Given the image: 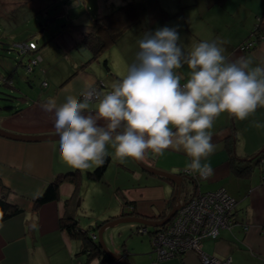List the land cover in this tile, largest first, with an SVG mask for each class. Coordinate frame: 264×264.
Segmentation results:
<instances>
[{"label": "crops", "instance_id": "crops-1", "mask_svg": "<svg viewBox=\"0 0 264 264\" xmlns=\"http://www.w3.org/2000/svg\"><path fill=\"white\" fill-rule=\"evenodd\" d=\"M1 1L4 4L10 2ZM21 1L38 6L39 10L45 5L34 3L33 0ZM129 1L135 3L139 18L119 34L103 53L85 65L83 63L89 57V51L73 30L57 32L60 27H48L40 21L39 24L43 26L41 31L46 28L40 38L46 37V42L27 52L31 57H38L33 69H40L45 84L42 83L37 93H26L17 97L15 103L0 107V127L18 134L54 133L53 115L42 109L48 99H55L59 106L69 95L82 101L81 93L88 88H96L101 93L110 90L111 83L124 74L128 65L135 62L138 41L142 39L143 33L165 26L176 27L180 34V46L186 53L200 41H223L221 47L228 59L250 57L253 66H264V34L250 49L242 48L243 42L251 37L256 23L264 17V0H81V3L77 0L69 4V8H79L83 4L84 8L77 11L75 18H80L78 22H86L90 20L88 18L107 13ZM176 72L182 77L181 81H185L187 66ZM90 107L94 108V103H90ZM255 123L264 125V107L257 108L246 120L222 113L209 130L216 150L206 161H202L211 164L214 175L205 179L191 173L196 177L195 184L200 191L223 188L235 200L232 226L220 229L216 238L202 239L200 244L205 253L218 257L229 256L230 264H264V127H256ZM231 134L235 136L233 153L239 158V165H251L243 174L237 173L230 161L231 153L226 142L230 141ZM261 149L263 152L260 157L252 159V155ZM108 153L110 162L101 180L88 179L86 170H80L77 191H74L71 181L64 180L59 185L57 199L34 209L33 200L46 185L57 174L75 168L60 158L58 139L24 141L0 135V197L7 193L9 203L22 207V211L0 221V264H73L76 259H81L80 255L85 254L80 252V240L69 236L60 227V217L65 213L64 204L66 200L69 204L74 203L76 197L79 198L82 186H90V181L107 182L104 177L111 164L132 174H127L123 181L118 180L116 175L113 177V182H116L114 196L119 203L114 213L106 215L109 209L106 210L101 215V221L110 216H123V211L133 210L136 213L130 215L160 218L157 216L165 210L174 195L173 183L144 170L137 171L131 158L124 163L113 161L114 150L110 146ZM142 161L168 172L180 173L188 172L186 164L190 158L183 151L167 149L160 156H154L149 151ZM129 177L134 178L132 183ZM139 179L151 181V184H141ZM189 183L193 187V182ZM181 196L184 198L189 193ZM124 199L131 202L132 210L129 206H123ZM74 211L76 215V209ZM115 249L125 254L128 262L137 264L139 258H132V252L124 244ZM141 250L146 252L147 249ZM151 252L147 251L149 260L154 256ZM91 261L101 264L99 258ZM157 264L201 262L198 254L189 250L160 260Z\"/></svg>", "mask_w": 264, "mask_h": 264}, {"label": "clouds", "instance_id": "clouds-1", "mask_svg": "<svg viewBox=\"0 0 264 264\" xmlns=\"http://www.w3.org/2000/svg\"><path fill=\"white\" fill-rule=\"evenodd\" d=\"M179 41L176 27L146 31L135 62L110 91L91 89L82 101L69 95L59 106L55 99L42 105L53 115L64 163L82 171L102 166L109 146L120 163L173 149L190 158L189 173L214 175L211 164L202 162L216 150L209 130L222 113L246 120L264 107V66H253L250 57L228 59L223 41H200L187 53ZM184 65L188 72L181 84L176 70Z\"/></svg>", "mask_w": 264, "mask_h": 264}, {"label": "rangeland", "instance_id": "rangeland-1", "mask_svg": "<svg viewBox=\"0 0 264 264\" xmlns=\"http://www.w3.org/2000/svg\"><path fill=\"white\" fill-rule=\"evenodd\" d=\"M9 1V3L4 4L0 0V11L2 12V14L0 13V73H12V85L4 84L0 77V107L15 103L17 99L12 98L13 96L37 93L43 86L42 81L44 77L40 69L35 67L31 72L26 71L25 64L31 57V54L29 52H25L24 54L19 53L18 49L13 46V43L18 40L27 41L33 39L39 45L46 38L44 36V38H40L41 34H45L46 31V28L41 31L43 26L39 24L40 21H42V24L47 21V25H43L48 27H62L70 19L78 21L77 19L80 18H75L77 11H81L84 8L83 4H80L79 8H69V4H73L77 0H33L34 3L46 5L40 10L38 6L28 5L21 0ZM79 2L81 3V0ZM46 10L48 12H45ZM55 14L56 16H54ZM134 166L137 171H142L136 162ZM127 174L130 175L132 173L111 164L104 177L107 182L97 183L90 181V186H82L79 191V198L74 203L72 202L71 205L76 209V217L83 228L88 225L95 226L99 224L103 219L101 215L106 210L109 209L106 215L116 211L115 207L119 203V200L114 196L116 182H113V177L116 175L118 180L123 181L126 179ZM129 179L132 183L134 178L129 177ZM139 180L141 184H151V181L145 182V180ZM184 184L181 194L186 195L188 190H192V186L191 183L186 181ZM186 185H188L187 188ZM131 224H133V227ZM138 224V222H118L112 226H108L102 231V239L106 247L113 251H116V246L121 248L124 244L132 252L130 255L132 258H139L137 264H151V259L149 260L148 258L149 253H147V251H152L150 237L148 233L136 229ZM147 227L150 228L151 226L148 225ZM142 248L147 249L146 252L142 251ZM80 256L81 259L85 258L83 254ZM145 256H147L148 261L145 259ZM90 264H93V262L91 261Z\"/></svg>", "mask_w": 264, "mask_h": 264}, {"label": "trees", "instance_id": "trees-1", "mask_svg": "<svg viewBox=\"0 0 264 264\" xmlns=\"http://www.w3.org/2000/svg\"><path fill=\"white\" fill-rule=\"evenodd\" d=\"M139 18V13L137 11L136 5L134 2L129 1L126 2L122 5H119L118 7L112 9L111 11L104 13L99 16L91 17V19L87 22H78V21H73V20H68L66 21L62 27L58 29L57 32H60L64 29L68 30H73L79 37L80 42L88 49L89 51V57L84 61L83 65L87 64L91 60L95 59L98 57L101 53H103L108 46L114 42L115 38L121 34L130 24H132L134 21H136ZM256 28L254 29V32H256L257 35H263L264 34V17H262L257 23H256ZM56 32V33H57ZM55 33V34H56ZM54 34V35H55ZM50 39V38H49ZM48 39V40H49ZM259 39V36L257 40ZM47 40V41H48ZM29 41H33L35 43V48L37 49L38 47H41L45 42L41 43L38 45V43L31 39L27 41H15L13 43V46L16 47L19 51V53L24 54L26 51H20L18 48L19 44L22 43H28ZM29 50V49H28ZM34 56L30 57L27 61ZM26 63V64H27ZM25 64V65H26ZM104 65L107 67L106 62H104ZM0 77L3 81L4 84L7 85H12V73L8 72L5 74L0 73ZM21 96V95H20ZM19 95L13 96L12 98H17L20 97ZM11 105V104H8ZM7 105L1 106L5 107ZM235 140V136L233 134L230 135V141H227V148L228 151H230V161H232V167L233 169L240 174H243L245 170L248 169L251 165L249 163L244 164V165H239V158L233 153V143ZM264 149V148H263ZM263 149L259 150L258 152L254 153L252 155L253 158L260 157V155L263 152ZM110 162V155L106 157L104 163L102 166L94 167L93 169L86 170V177L91 180H101L104 172ZM80 170L79 169H73L71 171L63 172L57 174L52 181H50L42 193L37 196L33 200V208L36 209L38 205L45 203L47 201L57 199L58 197V188L59 185L64 181V180H69L74 184V191H77L79 188L80 184ZM181 175L182 180L181 182L175 186L174 182L171 181L169 178L158 175V174H153L158 177L164 178L169 180L171 183H173V191L174 195L173 197L169 200L167 207L165 210H163L157 217L162 218L166 215V213L170 210V208L174 204V199L176 196L181 195V190L183 188L184 182H193V187L191 191H187L190 195L193 194L194 190L197 189V185L195 184L196 177H194L193 174L189 172H180L178 173ZM119 191V189H116ZM187 197V196H186ZM184 197V198H186ZM77 199V197H76ZM68 200H66L64 206H65V213L60 217L59 223L60 227L65 230V232L71 236L74 237L78 240H80V252L85 254V261L86 263L90 264V260L93 258H99L101 261V264H111L113 262V258L100 248L99 242L96 240V237H91L90 231H96V229H99L100 226L107 220L113 219L116 216H110L109 218L104 219L101 221L99 224L96 226L93 225H88L87 227H82L79 226L78 224V219L75 215V208L72 207L71 203H67ZM76 201V200H74ZM131 203V202H130ZM128 203L127 200H123V206H129L132 210V205ZM22 211V207L18 204H11L7 201V193H4L0 197V221ZM136 213L134 210L131 212H122L121 215H128V214H134ZM148 225L139 223L136 226L137 230H140L142 228L145 229L147 233H151L153 231H156L159 229V227H154L151 226L150 228L147 227ZM164 227V225H162ZM96 228V229H95ZM184 253V252H183ZM181 253V254H183Z\"/></svg>", "mask_w": 264, "mask_h": 264}, {"label": "built area", "instance_id": "built-area-1", "mask_svg": "<svg viewBox=\"0 0 264 264\" xmlns=\"http://www.w3.org/2000/svg\"><path fill=\"white\" fill-rule=\"evenodd\" d=\"M258 36L259 38L262 37L253 30L251 37L243 42L242 48L247 50L254 46ZM18 48L22 52L34 49L35 43L33 41L26 44L22 43L18 45ZM37 60V56L29 60L25 65L27 72L32 71ZM184 82L181 81V84ZM91 89L101 93L96 88H88L81 93L82 100L83 94ZM198 177L200 176L198 175ZM234 204V198L223 188L209 191H200L197 188L193 194H189L186 198L181 195L176 196L173 206L177 205V209L171 219L163 224L164 227L162 225L158 226L159 229L148 233L152 244V253L154 254L151 264H157L160 260L171 258L189 250L198 254L201 264H230L231 259L229 256L218 257L205 253L202 251L200 244L202 239L216 238L220 229L232 226L234 222L232 214ZM140 231L146 232L144 228ZM90 235L96 237V231L91 230ZM73 264L88 263L85 260L76 259ZM111 264H117V262L113 260Z\"/></svg>", "mask_w": 264, "mask_h": 264}, {"label": "water", "instance_id": "water-1", "mask_svg": "<svg viewBox=\"0 0 264 264\" xmlns=\"http://www.w3.org/2000/svg\"><path fill=\"white\" fill-rule=\"evenodd\" d=\"M43 24H46V22H44ZM0 135L12 138V139H17V140H24V141H41V140H57L58 136H56L55 133H49V134H18V133H14V132H10L7 131L5 129H2L0 127ZM134 161L140 166V168L146 172L152 173V174H158V175H162L165 176L167 178H169L171 181L174 182L175 186H177L181 180L182 177L180 174L178 173H174V172H168V171H164L162 169L156 168L154 166L148 165L146 163H144L142 160H135ZM177 209V205L176 206H172L170 208V210L166 213V215L162 218L159 219H154V218H149V217H144V216H136V215H124V216H120V217H116L113 218L111 220H107L105 221L100 228L98 229V231L96 232V236H97V241L100 244V248L101 250H103L104 252L108 253L117 263L119 264H131L130 262H128L126 260V258L124 257L125 254H122L120 252L117 251H113L110 250L106 247L105 243L103 242L102 239V231L108 227V226H112L118 222H138V223H142L145 225H150V226H161L165 223H167L171 217L174 215L175 211ZM96 226V225H95Z\"/></svg>", "mask_w": 264, "mask_h": 264}, {"label": "bare ground", "instance_id": "bare-ground-1", "mask_svg": "<svg viewBox=\"0 0 264 264\" xmlns=\"http://www.w3.org/2000/svg\"><path fill=\"white\" fill-rule=\"evenodd\" d=\"M155 227H157V226H155Z\"/></svg>", "mask_w": 264, "mask_h": 264}]
</instances>
